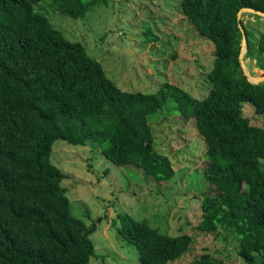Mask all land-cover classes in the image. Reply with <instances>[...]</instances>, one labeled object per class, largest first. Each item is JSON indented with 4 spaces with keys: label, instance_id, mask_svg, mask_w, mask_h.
<instances>
[{
    "label": "trees",
    "instance_id": "obj_1",
    "mask_svg": "<svg viewBox=\"0 0 264 264\" xmlns=\"http://www.w3.org/2000/svg\"><path fill=\"white\" fill-rule=\"evenodd\" d=\"M43 1L75 19L102 2L0 0V264H90L97 257L91 239L97 226L73 215L62 185L69 176L53 163V145L99 146L113 164L171 182L176 170L157 149L149 121L169 103L196 120L206 143L211 194L203 200L198 230L232 233L244 264H264V82L251 83L244 74L239 26L247 40L244 60H255L263 71L264 32L238 20L243 8L264 12V0L182 1L183 14L214 44L205 97L169 83L149 93L121 89L84 44L67 39L36 11ZM147 32L145 42L157 39ZM246 107L263 126L252 124ZM113 224L141 264L179 261L194 243L130 216L120 214ZM222 263L205 254L190 264Z\"/></svg>",
    "mask_w": 264,
    "mask_h": 264
},
{
    "label": "rangeland",
    "instance_id": "obj_2",
    "mask_svg": "<svg viewBox=\"0 0 264 264\" xmlns=\"http://www.w3.org/2000/svg\"><path fill=\"white\" fill-rule=\"evenodd\" d=\"M101 1L79 19L62 15L47 1L35 9L67 39L84 44L121 89L149 93L169 83L194 97H205L210 90L205 79L213 67L214 44L183 14V0ZM260 18V25L253 14L244 13L241 19L264 32V18ZM147 31L157 39L145 42ZM246 66L251 76L264 75L255 60H247ZM250 107L245 108L247 117L263 126ZM149 121L157 149L172 160L176 170L171 182L158 183L133 166L119 167L106 159L99 146H73L61 140L53 145V163L69 176L62 185L73 215L89 227L97 226L91 236L97 257L90 264H141L137 249L119 237L113 224L120 214L146 220L169 236L194 238L190 251L169 264H190L205 254L222 264H244L239 240L232 233L198 230L202 203L211 187L204 178L206 143L196 120L178 115L169 103Z\"/></svg>",
    "mask_w": 264,
    "mask_h": 264
},
{
    "label": "water",
    "instance_id": "obj_3",
    "mask_svg": "<svg viewBox=\"0 0 264 264\" xmlns=\"http://www.w3.org/2000/svg\"><path fill=\"white\" fill-rule=\"evenodd\" d=\"M244 13H249V14H253L259 17L264 18V12L252 9V8H243L239 14H238V20L241 21L242 19V15ZM241 29V32L243 33V43H242V52L240 55V63L242 66V69L244 71V74L246 75L247 79L249 82L254 83V84H261L264 82V75L258 78H255L253 76H251L247 70V66H246V61L244 60L245 54L247 52V40H246V36H245V30L243 28L242 25L239 26Z\"/></svg>",
    "mask_w": 264,
    "mask_h": 264
}]
</instances>
